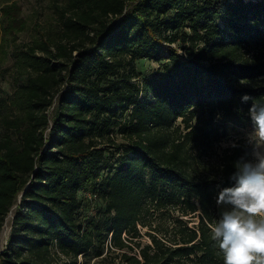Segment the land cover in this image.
<instances>
[{"label":"trees","instance_id":"16d2710c","mask_svg":"<svg viewBox=\"0 0 264 264\" xmlns=\"http://www.w3.org/2000/svg\"><path fill=\"white\" fill-rule=\"evenodd\" d=\"M18 12L2 8L5 41L25 25ZM55 12L15 44L14 92L0 99V233L15 207L0 264H224L209 225L252 147L235 137L201 167L191 149L264 104V0H65ZM141 59L156 74L142 78Z\"/></svg>","mask_w":264,"mask_h":264},{"label":"clouds","instance_id":"9594fccd","mask_svg":"<svg viewBox=\"0 0 264 264\" xmlns=\"http://www.w3.org/2000/svg\"><path fill=\"white\" fill-rule=\"evenodd\" d=\"M250 99L242 97L244 102ZM249 116L253 131L248 140L255 146L254 159L235 164L237 171L231 177L235 185L223 188L216 199L231 210L209 225L224 264H264V151H259L264 149V104L254 101Z\"/></svg>","mask_w":264,"mask_h":264},{"label":"rangeland","instance_id":"374dc122","mask_svg":"<svg viewBox=\"0 0 264 264\" xmlns=\"http://www.w3.org/2000/svg\"><path fill=\"white\" fill-rule=\"evenodd\" d=\"M65 0H0V25L5 24V20L2 16V8L5 5L17 4L19 7L18 17L25 23L22 30L17 34L11 36L7 35L6 41L4 40L3 32L0 34V99L11 96L15 88V61L16 56L14 52L15 44L24 42H30L33 38L39 36L45 27L56 21L55 4L63 3ZM160 67V63L152 60L141 59L137 61V68L141 73V77H150L156 74ZM54 108V107H53ZM53 108L50 110V114H53ZM253 131V123L247 127L229 125L227 129V135L224 140L218 144L206 145L200 147H194L191 149L192 160L198 167L205 164H213L218 162L220 154L223 152V148L231 144L235 137L244 136L248 138V134ZM119 140L122 141V139ZM252 147V158L254 159L253 152L255 146L250 143ZM264 151V149H259ZM80 196L83 199L84 207L82 212L84 215H94L99 206L100 201L93 193L90 186L84 187L80 191ZM225 204H218V215H221L225 211H230ZM15 213V207L11 210L6 218L3 229L0 233V250L4 249L9 235L11 233L12 220ZM259 219V218H257ZM83 259L80 260L82 262ZM93 261L90 262L92 264Z\"/></svg>","mask_w":264,"mask_h":264}]
</instances>
